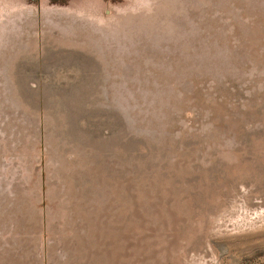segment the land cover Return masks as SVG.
I'll use <instances>...</instances> for the list:
<instances>
[{
	"label": "rangeland",
	"instance_id": "374dc122",
	"mask_svg": "<svg viewBox=\"0 0 264 264\" xmlns=\"http://www.w3.org/2000/svg\"><path fill=\"white\" fill-rule=\"evenodd\" d=\"M0 264H264V0H0Z\"/></svg>",
	"mask_w": 264,
	"mask_h": 264
}]
</instances>
